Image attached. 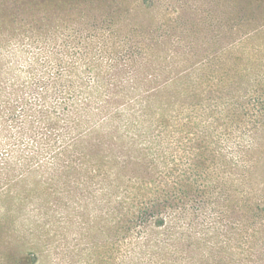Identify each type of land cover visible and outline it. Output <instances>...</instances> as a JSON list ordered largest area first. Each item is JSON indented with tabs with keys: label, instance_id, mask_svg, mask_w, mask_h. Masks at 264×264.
Listing matches in <instances>:
<instances>
[{
	"label": "rangeland",
	"instance_id": "rangeland-1",
	"mask_svg": "<svg viewBox=\"0 0 264 264\" xmlns=\"http://www.w3.org/2000/svg\"><path fill=\"white\" fill-rule=\"evenodd\" d=\"M24 254L264 264V0H0V264Z\"/></svg>",
	"mask_w": 264,
	"mask_h": 264
},
{
	"label": "trees",
	"instance_id": "trees-1",
	"mask_svg": "<svg viewBox=\"0 0 264 264\" xmlns=\"http://www.w3.org/2000/svg\"><path fill=\"white\" fill-rule=\"evenodd\" d=\"M77 120L78 122H76V125H75V128H76V131H78V129H80V126L81 124H83L82 120H80V117H77ZM76 120V121H77ZM75 150V149H74ZM77 150V148H76ZM71 152V151H70ZM71 156V155H70ZM72 163L69 162L67 165H65V170H68V171H72V169L74 167H72L73 165H71ZM90 164V162H89ZM90 165H88L87 168H89ZM93 168H95V165H91ZM14 264H36V257H33L32 255L28 254H24L22 255L21 257H19L16 261H14Z\"/></svg>",
	"mask_w": 264,
	"mask_h": 264
}]
</instances>
